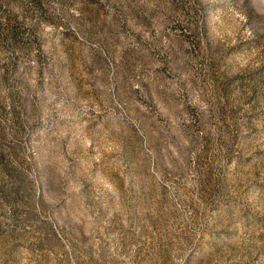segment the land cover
Masks as SVG:
<instances>
[{
  "label": "rangeland",
  "instance_id": "rangeland-1",
  "mask_svg": "<svg viewBox=\"0 0 264 264\" xmlns=\"http://www.w3.org/2000/svg\"><path fill=\"white\" fill-rule=\"evenodd\" d=\"M0 264H264V0H0Z\"/></svg>",
  "mask_w": 264,
  "mask_h": 264
}]
</instances>
